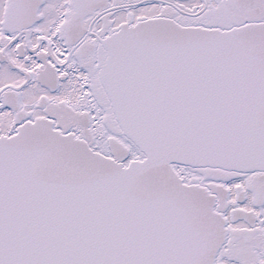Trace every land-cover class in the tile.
Here are the masks:
<instances>
[{
	"label": "snow or ice",
	"instance_id": "6c2138e0",
	"mask_svg": "<svg viewBox=\"0 0 264 264\" xmlns=\"http://www.w3.org/2000/svg\"><path fill=\"white\" fill-rule=\"evenodd\" d=\"M0 264H264V0H0Z\"/></svg>",
	"mask_w": 264,
	"mask_h": 264
}]
</instances>
